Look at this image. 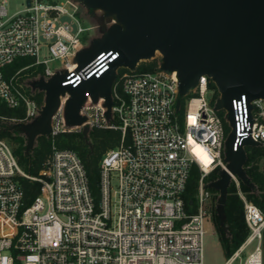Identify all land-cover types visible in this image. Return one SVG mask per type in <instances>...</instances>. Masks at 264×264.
<instances>
[{"label":"built area","instance_id":"obj_1","mask_svg":"<svg viewBox=\"0 0 264 264\" xmlns=\"http://www.w3.org/2000/svg\"><path fill=\"white\" fill-rule=\"evenodd\" d=\"M5 2L0 0V107L22 109L23 115L0 112V119L28 123L40 113L41 106L20 81L28 66L7 71L16 59L32 57L34 65L43 66L44 79L66 73L63 84H77L92 74L100 76L118 55L102 52L77 72L75 57L85 44L80 35L91 28L78 25L74 32L78 3L29 0L9 15ZM63 15L72 20L62 21ZM105 19L106 24L115 21L114 16ZM55 59L61 60L62 69L50 67ZM209 80L200 77L177 108L175 71L160 70L159 64L154 71L126 68L116 72L109 115L105 98L85 90L80 125L68 123L70 96L60 95L47 135L50 151L35 176L21 168L9 142L0 137V264H204L206 224L212 222L206 177L226 168L225 141L231 130L226 132L223 109H216L217 100L212 102ZM233 111L236 137L263 143L264 99L248 102L243 94L233 99ZM84 127L121 131L119 144L100 160L98 196L90 190L80 156L55 143L58 135ZM193 166L199 179L187 206L183 194ZM20 176L40 184L28 204ZM232 180L244 202L249 233L223 264H235L250 245L252 250L236 264H263L264 214L246 200L240 180Z\"/></svg>","mask_w":264,"mask_h":264},{"label":"water","instance_id":"obj_2","mask_svg":"<svg viewBox=\"0 0 264 264\" xmlns=\"http://www.w3.org/2000/svg\"><path fill=\"white\" fill-rule=\"evenodd\" d=\"M73 1H81L86 10L103 12L102 21L95 27L105 28L101 38L94 39L90 47L85 43L77 53L76 71L102 52L118 55L100 76L92 74L77 84H63L67 81L66 73L39 78L34 88L44 92V103L35 125L15 123L11 129L21 127L28 133L27 148H32L38 135L49 134L52 114L64 93L70 96L66 119L69 124L80 125L84 118L79 109L86 89L94 98L97 93L105 98L109 115L117 69L134 71L141 61L151 60L159 52V69L175 71L179 79L177 108L199 78L207 76L220 94L216 109L227 111L231 130L225 141L226 168L217 180L208 184L219 191L216 212L224 220L223 208L233 177L251 184L244 170L245 147L260 144L250 137H236L233 99H240L243 94L248 102L264 99V0ZM26 4L29 5V0ZM112 16L115 21L106 24L105 17ZM88 130L84 127L82 132Z\"/></svg>","mask_w":264,"mask_h":264},{"label":"trees","instance_id":"obj_3","mask_svg":"<svg viewBox=\"0 0 264 264\" xmlns=\"http://www.w3.org/2000/svg\"><path fill=\"white\" fill-rule=\"evenodd\" d=\"M82 39L84 43L88 40L87 37H82ZM33 63L34 58L29 56L21 57L8 66L7 71L11 73L19 68L28 66V68L24 70V73L43 77V66L41 64L34 65ZM158 64L159 62L155 60H148V62L141 61L136 71H154L158 68ZM209 87L213 90L212 102L214 103L219 99L220 94L215 84L210 80ZM36 91L37 92L35 95H32V97L42 106L44 103V92L38 89H36ZM183 103L184 99H182L181 102L182 107ZM0 112L10 117H21L23 115L22 109H10L4 105H1ZM1 125L0 123V126ZM225 129L226 132L229 131L227 126ZM0 137L8 138L15 143L16 146L13 149L14 154L17 157L18 163L27 174L35 176L39 173L43 161L50 151L49 136L38 135L35 144L29 149L27 148L26 139L22 134H13V132L9 131L7 128L0 127ZM120 139L121 131L119 129L89 128L87 133H62L56 137L55 143L58 148L73 150L80 156L87 173L90 190L94 195L98 196L100 160L108 149L119 144ZM245 152L246 161L244 163V170L251 184H245L240 181V190L244 194L246 200L254 203L264 214V142L255 146H246ZM219 177L220 172L218 171L206 177L207 187L211 191V194L213 193L215 203H217L219 191L208 184L217 180ZM198 179V168L193 166L183 194L187 206H190L191 200H194ZM19 183L24 190L25 201L28 204L37 195L40 184L23 176L19 177ZM223 214L225 218L221 221L216 212V205H214L212 209V220L223 254L227 259L242 245L249 233L244 219V202L238 194L234 181H231L228 186Z\"/></svg>","mask_w":264,"mask_h":264},{"label":"rangeland","instance_id":"obj_4","mask_svg":"<svg viewBox=\"0 0 264 264\" xmlns=\"http://www.w3.org/2000/svg\"><path fill=\"white\" fill-rule=\"evenodd\" d=\"M59 1L60 0H50V2H57V3ZM5 3H6L7 10H8V14L11 15L16 11L21 10L24 7L26 0H6ZM78 5H79V10L75 14L77 21H74V23H73V30L75 32L77 30L78 25H80L82 27H93V28L86 30L85 32H83L80 35L81 38L82 37L88 38V40L85 41V43L87 44L88 47H90L91 43L93 42L94 39H99L103 36L105 28H100V27H95V26L102 21V16L104 13L99 11V10H93V11L88 10V9L86 10V8L84 7V5L81 1H78ZM61 20L62 21H71L72 19L69 15H63L61 17ZM45 52H46V50L44 49L43 50L44 56L46 55ZM72 60H73V57H70L69 61L71 62ZM151 60H155L157 62H160V53L157 52L155 54V57ZM63 61H65V60H63ZM49 65L54 70H60L63 68V64L61 63L60 59L52 60ZM125 71H126V68H118L117 74H121ZM39 78H41V77H39L37 75L32 76L30 74L24 73L23 77L20 78V81L22 82L25 89L27 90V92L30 95H35V93L37 91L34 88V84L36 83L37 80H39ZM221 113L224 115V117L226 119L227 118V111L223 109L221 111ZM0 123L2 124L0 126L1 128H7L9 131H12L13 134H17V133L22 134L26 139V143H28V133H26L21 127H15L13 129H11V126L14 125L16 122L12 121L11 119H6V120L0 119ZM35 123H36V121L34 119V120H31L29 122V125L34 126ZM226 126L228 127V129L231 128L227 119L225 121V128H226ZM5 139L9 142L10 146L14 149V147L16 146L15 143L8 138H5ZM35 141L36 140L33 141V144H35ZM231 181H233V180H231ZM214 205H217V203H215V201L213 199V193H212L211 202H210L211 210L213 209ZM252 248H253V245L246 247L241 252L240 258L237 259V262L241 261V259L244 260L246 258V256L248 255V253L252 250ZM203 260H204V264H223L226 260L224 254H223L220 242L218 240L217 233L215 231L213 220H212V222L208 221L206 224V233L204 235V243H203Z\"/></svg>","mask_w":264,"mask_h":264},{"label":"crops","instance_id":"obj_5","mask_svg":"<svg viewBox=\"0 0 264 264\" xmlns=\"http://www.w3.org/2000/svg\"><path fill=\"white\" fill-rule=\"evenodd\" d=\"M262 234H263V237H262V262H263V264H264V228H263V232H262ZM223 251V250H222ZM245 258V257H244ZM243 261V259H241V261H239V262H242ZM237 262V261H236ZM238 263V262H237Z\"/></svg>","mask_w":264,"mask_h":264}]
</instances>
